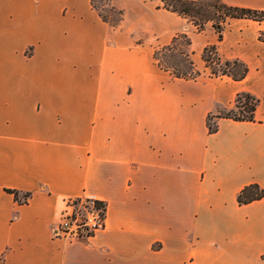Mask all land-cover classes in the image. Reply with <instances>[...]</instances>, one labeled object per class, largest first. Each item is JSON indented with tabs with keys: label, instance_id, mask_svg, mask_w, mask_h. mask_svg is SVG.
<instances>
[{
	"label": "crops",
	"instance_id": "1",
	"mask_svg": "<svg viewBox=\"0 0 264 264\" xmlns=\"http://www.w3.org/2000/svg\"><path fill=\"white\" fill-rule=\"evenodd\" d=\"M111 6L115 27L90 0H0V264H264V196L237 202L264 189V22L228 20L218 41L161 0ZM179 33L195 79L153 58ZM213 44L247 65L243 80L209 76ZM239 92L258 99L254 121L219 118L209 134ZM81 196L105 205L103 229L55 236Z\"/></svg>",
	"mask_w": 264,
	"mask_h": 264
},
{
	"label": "trees",
	"instance_id": "2",
	"mask_svg": "<svg viewBox=\"0 0 264 264\" xmlns=\"http://www.w3.org/2000/svg\"><path fill=\"white\" fill-rule=\"evenodd\" d=\"M111 3L112 0H106ZM92 7L98 12L99 17L112 27L119 24L122 19V10L110 6L113 11V18L104 15L95 0H90ZM165 10L175 13L188 21L195 27L197 32H202L206 24L210 23L217 35V40L223 38L225 24L231 19H247L255 22H264V10L247 7L230 6L222 0H161ZM261 34L260 39H263ZM191 40L186 33H179L172 38L166 46L155 49L153 58L156 65L163 71L168 72L177 79H195L201 72L196 68L190 52ZM201 59L209 76L213 78L228 77L233 81H241L248 74L247 65L239 60H224L218 50L217 45L205 46L201 52ZM258 99L248 92H239L234 100V104L229 109L218 110L217 113L207 117V129L209 134L217 131L216 119L224 118L238 122H253ZM214 119L213 124L210 123ZM264 196V189L256 184L244 187L237 195L239 205L251 203ZM17 199V194L15 193ZM22 200V202H24ZM21 202V201H20Z\"/></svg>",
	"mask_w": 264,
	"mask_h": 264
},
{
	"label": "built area",
	"instance_id": "3",
	"mask_svg": "<svg viewBox=\"0 0 264 264\" xmlns=\"http://www.w3.org/2000/svg\"><path fill=\"white\" fill-rule=\"evenodd\" d=\"M104 224L105 205L92 196H81L67 201L54 234L69 241L82 240L103 229Z\"/></svg>",
	"mask_w": 264,
	"mask_h": 264
},
{
	"label": "rangeland",
	"instance_id": "4",
	"mask_svg": "<svg viewBox=\"0 0 264 264\" xmlns=\"http://www.w3.org/2000/svg\"><path fill=\"white\" fill-rule=\"evenodd\" d=\"M95 4L99 7V10L104 15L113 18L114 14H113V11L110 8L111 3L109 1H106V0H95ZM188 22L191 23L190 21H188ZM207 73L209 74L208 70H207ZM213 122H214V119L211 118L210 123L213 124Z\"/></svg>",
	"mask_w": 264,
	"mask_h": 264
}]
</instances>
